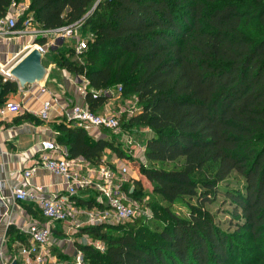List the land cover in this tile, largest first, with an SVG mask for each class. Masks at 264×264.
Returning <instances> with one entry per match:
<instances>
[{
	"label": "trees",
	"instance_id": "1",
	"mask_svg": "<svg viewBox=\"0 0 264 264\" xmlns=\"http://www.w3.org/2000/svg\"><path fill=\"white\" fill-rule=\"evenodd\" d=\"M13 1L0 0V18ZM27 13L48 31L79 22L81 36L92 39L80 54L74 44L60 51L55 65L97 91L120 85V96H136L140 110L128 122L152 133L147 161L182 159L168 170L139 165L140 178L167 203L152 204L150 219L79 229L104 244L100 251L76 241L86 264H264V0H29L15 28ZM17 90L0 75V106ZM108 97L85 94L94 112ZM59 130L56 143L69 157L95 167L106 163V150L125 158L120 140L94 139L66 118ZM233 173L243 192L224 189L237 221L231 232L203 203ZM130 181V199H141V180ZM193 196L186 217L170 208ZM6 237L24 239L13 226Z\"/></svg>",
	"mask_w": 264,
	"mask_h": 264
},
{
	"label": "built area",
	"instance_id": "2",
	"mask_svg": "<svg viewBox=\"0 0 264 264\" xmlns=\"http://www.w3.org/2000/svg\"><path fill=\"white\" fill-rule=\"evenodd\" d=\"M28 7L12 4L7 14L0 18V36L11 37L15 34H31L32 36H51L49 42L45 44L34 43L35 47L43 56L48 52L49 44L62 38L74 40V52L80 54L87 47V42L92 38L88 35L85 39L80 34V23L75 22L62 26L54 30H43L39 26L32 24V15L28 14L22 22L21 28H15L18 18L24 15ZM52 44V43H51ZM0 75L3 81L11 79L9 68L0 65ZM86 86L83 94L90 91L93 94L108 96L112 93V88L97 91ZM42 90H44L42 88ZM116 90L121 93V86ZM51 108V100H45L38 111L41 119H48ZM21 105L17 102L7 101L0 110L1 114H18L21 112ZM65 118L72 122L73 127L87 132L90 136L93 131L108 130L120 136L123 145L133 147V138L121 129L120 116L114 113L94 112L87 103L72 104L65 113ZM135 111H128V116L135 115ZM143 150L145 147L143 146ZM113 169L108 163L93 166L82 157H69L66 148L59 146L55 140L46 139L40 142L38 166L45 168L51 173L60 175L66 183L64 194L45 195L42 187L32 184V176L36 167H31L22 172V179L9 188L10 197L13 201H29L37 208L45 221H40L33 216L27 217L24 227L17 228L19 233L24 235L23 240L15 239L8 243V238L4 237L0 245V264H54L52 262L51 249L56 243L53 235L54 223H63L66 235H74L79 229L86 226L102 224H125L132 222L139 216L138 204L132 201L128 193L122 189V183L131 169L130 163H119ZM94 186L101 197V207H93L81 210L76 207L72 196L79 188ZM5 200L4 196H0ZM83 216V217H80ZM11 225V221H8ZM84 243L93 245L94 248L103 251L104 244L100 241H93L87 236H82ZM73 264H86L82 251L75 247L73 252Z\"/></svg>",
	"mask_w": 264,
	"mask_h": 264
},
{
	"label": "crops",
	"instance_id": "3",
	"mask_svg": "<svg viewBox=\"0 0 264 264\" xmlns=\"http://www.w3.org/2000/svg\"><path fill=\"white\" fill-rule=\"evenodd\" d=\"M33 25L38 26L36 23ZM36 37L45 38L46 43L51 38L48 36L47 39L44 35L32 36L28 33L15 34L11 37L0 36V65L9 68L36 43ZM44 66L48 69V74L43 81L26 85L23 88L18 85L16 92L9 93L7 101L20 104L21 112L18 114L0 113V196L5 197L4 201L0 199V245L6 237L9 226H13L15 229L24 227L28 216H33L40 221L45 220L33 203L29 201L15 202L10 197L9 188L21 181L24 170L37 166L31 181L34 186H41L45 195L67 193L66 183L62 176L38 166L39 148L40 142L43 140L57 141V137L60 135L59 127L65 124V113L69 106L74 103H86L85 94H83L86 79L57 67L52 60ZM11 80L14 79L11 78ZM48 99L51 100L49 117L41 119L37 113L43 101ZM118 101L106 100L103 106L98 108V112H113L114 105H118L116 104ZM3 105L0 106V110ZM107 133L110 131H93L91 136L94 139H109ZM122 148L127 152L132 147L124 145ZM103 159L113 169L117 168L120 162L129 163L128 159H119L110 150L105 151ZM132 178L139 179V175L132 176ZM72 199L76 207L81 210L98 207L101 204L100 192L92 185L79 188ZM28 207H31V213L28 212ZM8 221H11V225L8 224ZM53 226L56 243L51 249L52 262H55L54 264H73L68 261L73 258L76 241L84 243L82 236L78 234L66 235L63 223H54Z\"/></svg>",
	"mask_w": 264,
	"mask_h": 264
},
{
	"label": "rangeland",
	"instance_id": "4",
	"mask_svg": "<svg viewBox=\"0 0 264 264\" xmlns=\"http://www.w3.org/2000/svg\"><path fill=\"white\" fill-rule=\"evenodd\" d=\"M15 3L17 6H23V7H28L29 0H15L11 3L10 8L12 7V4ZM28 9V8H26ZM33 24H35V21L33 19L32 21ZM48 39V36H45ZM51 37V36H50ZM88 35L86 34L84 36L85 39L87 38ZM35 39L36 43L40 40L38 37ZM92 39V38H91ZM44 41L46 40L45 38L43 39ZM48 42V41H47ZM52 43V44H51ZM49 44L48 48V54H45L42 56V63L47 64L50 60L55 62L58 54L67 55L69 49L72 47L74 44V40L70 38H66L64 40L63 46L59 49L58 52H53L51 49V46L55 47V42H51ZM72 59V57H71ZM55 64V63H54ZM108 99L112 100H119L116 104L114 105V111L111 113L117 114L120 116V123L121 125L124 126L126 130V133H128L134 140V145L131 148V150L124 152V157L125 159L129 160V163L131 164L132 168L129 170L128 176L124 178L123 181L118 180L116 183H122V189H124L127 192V188L131 187V179L132 176L139 175V165L145 166V167H150L153 166L155 168H162V169H172V168H179L182 164V159H179L175 162H170V163H159V164H152L149 163L145 157V153L143 150L144 142L147 138L152 136V133L149 129L146 127H137V126H131L129 125V118L128 116V111H135V113L139 112L140 107L137 103L136 96L130 95V96H124L123 98L120 97L119 92L116 90V88L112 89V93L108 95ZM108 138L114 143H118V139H120V136H118L116 133H107ZM124 146V145H123ZM111 152V151H110ZM112 153V152H111ZM114 154V153H113ZM109 156V155H108ZM119 158V157H118ZM139 180L142 182L143 190L141 191L142 197L141 199H136L135 202L138 204V211H139V216L142 217H148L146 218L147 220L152 217V212H151V205L152 204H162L166 205L167 203L164 202L159 196L155 195L151 191V184L148 183L143 177L140 178L139 175ZM242 178L238 176L236 173H233L226 181L221 182L218 184V191L212 194L211 197H209V201L203 203V207L210 211L215 218V221L220 225V227L226 231H234L236 227L237 221L233 218V205L230 204V201L228 198L225 197L224 195V189H234L240 192H243L242 188ZM196 197H185L184 199L179 200L176 204L171 205L170 208L177 212L179 215L182 217L187 216V204H196ZM145 219V220H146ZM146 220V221H147ZM146 224H149L146 222ZM116 225H122V224H114ZM70 263L73 262V258H70L69 261ZM64 264V263H63Z\"/></svg>",
	"mask_w": 264,
	"mask_h": 264
},
{
	"label": "water",
	"instance_id": "5",
	"mask_svg": "<svg viewBox=\"0 0 264 264\" xmlns=\"http://www.w3.org/2000/svg\"><path fill=\"white\" fill-rule=\"evenodd\" d=\"M62 43L63 39H59ZM9 74L20 88L41 82L48 74V69L42 63V55L33 46L23 53L10 67ZM11 264H17L12 261Z\"/></svg>",
	"mask_w": 264,
	"mask_h": 264
}]
</instances>
